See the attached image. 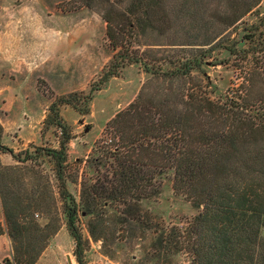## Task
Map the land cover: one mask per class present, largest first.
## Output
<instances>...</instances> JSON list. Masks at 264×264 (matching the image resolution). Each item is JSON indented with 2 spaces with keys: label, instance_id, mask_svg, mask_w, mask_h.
Segmentation results:
<instances>
[{
  "label": "trees",
  "instance_id": "trees-1",
  "mask_svg": "<svg viewBox=\"0 0 264 264\" xmlns=\"http://www.w3.org/2000/svg\"><path fill=\"white\" fill-rule=\"evenodd\" d=\"M259 1L66 0L60 10L86 7L106 23L115 53L100 82L126 63L142 64L149 77L94 141L86 160L90 176L80 169L81 160L68 162L72 134L59 112L68 104L87 113L90 95L74 91L50 102L42 131L54 127L56 146L30 145L14 153L1 143L0 124V150L17 162L0 163L5 223L0 234L11 242L13 264H33L58 230L57 201L78 264H85L89 240L112 254L115 244L142 239L148 231L154 234V254L181 252L190 264H264V39L259 61L239 68L240 81L223 96L211 98L203 78L192 73L228 27ZM192 25L199 31L191 32ZM167 30L172 33L165 44L181 53L200 51V56L158 59L151 46L160 43L146 39ZM161 60L169 68L157 64ZM43 157L51 174L42 166ZM165 176L197 210L184 227L166 226L141 206L160 192ZM67 182L78 186L77 197ZM37 213L45 224L34 217ZM79 215L87 216L89 239L82 237Z\"/></svg>",
  "mask_w": 264,
  "mask_h": 264
},
{
  "label": "rangeland",
  "instance_id": "rangeland-1",
  "mask_svg": "<svg viewBox=\"0 0 264 264\" xmlns=\"http://www.w3.org/2000/svg\"><path fill=\"white\" fill-rule=\"evenodd\" d=\"M65 2L0 0L1 143L14 153L30 145L56 146L54 127L42 131L48 105L57 96L84 92L91 96L87 113H80L68 104L60 105L59 112L72 134L67 144L68 162L81 160L80 169L90 176L92 170L86 160L94 141L106 121L134 99L149 74L140 63H126L116 75L100 82L115 53L106 36V23L96 11L86 7L74 11L60 10L62 5L66 6ZM188 17L192 16H186V19ZM188 29L199 31L194 25ZM171 33L168 30L160 35L151 33L146 39L160 43L151 46L157 50L154 55L158 59L200 56V51L181 53L165 44ZM224 34L219 44L204 53L200 67L192 70L203 78L204 89L211 98L225 95L232 82L240 81L239 68L258 62L262 56L264 0L229 26ZM135 47L141 51L146 48L142 44ZM227 48L234 52L230 53ZM157 64L169 68V64L162 60ZM41 161L43 168L51 174L46 157ZM0 163L13 165L17 162L8 152L0 150ZM66 186L77 197L78 186L71 182ZM59 206L57 201L54 210L60 226L48 238L33 264H78L73 254L74 240L65 228V216L59 212ZM141 206L166 226L184 227L197 212L183 194L172 189L169 176L163 177L160 192L142 200ZM34 217L41 225L47 221L38 213ZM86 219L87 216L79 215V227L82 237L89 239ZM0 228L2 232L5 230L1 207ZM153 239L154 234L148 231L142 239L115 244L112 254L102 253L100 242L89 240L90 245L84 252L85 264H190V258L181 252L171 255L152 253ZM0 264H13L11 242L6 233L0 234Z\"/></svg>",
  "mask_w": 264,
  "mask_h": 264
}]
</instances>
